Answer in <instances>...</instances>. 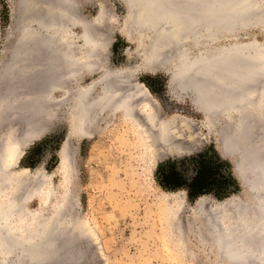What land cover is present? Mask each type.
Wrapping results in <instances>:
<instances>
[{
	"label": "rangeland",
	"instance_id": "obj_1",
	"mask_svg": "<svg viewBox=\"0 0 264 264\" xmlns=\"http://www.w3.org/2000/svg\"><path fill=\"white\" fill-rule=\"evenodd\" d=\"M28 1L33 7L41 8L40 0H0V86L11 51L21 36L22 31L18 28L23 14L33 13L28 9L32 7ZM75 1V8L88 20H94L104 6L105 18L109 15V20L108 17L106 21L104 19V26H101L107 65L114 69L139 68L136 78L149 88L163 117L190 119L196 123L199 148L193 146L176 155L149 160L143 156L141 148L132 145L133 138L126 137L118 122L92 138H68L66 102L56 106V110L50 112L51 117L45 115L46 111L32 116L40 123L26 130L21 119L11 120L8 115L5 126L0 125V169L4 168L8 174L7 186H10L4 199L19 191L17 184L23 177L27 178L24 182L29 188L39 183L36 174L40 173L44 178L39 184L42 192L35 193L26 202L29 213L15 218L12 224L27 230L38 223L41 229L53 221L49 216L58 213L66 226L72 224L71 228L68 226L69 232L75 229L73 224L77 225L78 233L84 228L85 234H71L70 241L76 243L65 245L55 261H49L51 264H58L61 259L68 262L63 254L69 250L73 254L80 252L75 258L76 264H237L236 260H227L226 256L216 252L206 216L196 214L201 196L211 201L200 207L207 213H211L208 208L213 204L228 198L252 203V192L244 191L246 187L234 174V164L225 156L218 138L219 131L231 127L236 116L223 112L214 117L213 123L206 122L203 113L194 108L190 93L172 83L170 73L183 55L196 56L206 48L226 46L235 41L264 43V24L259 22L242 27L234 35L220 30L215 39L185 38L178 46L171 47L170 50L175 52L161 68L152 70L145 66V56L155 29L145 30L142 35L140 29L133 27L131 0ZM150 7L154 8L153 4ZM31 26L36 28L34 23ZM73 31L81 33L79 27ZM100 74L86 76L82 83L87 84ZM54 91L55 96H60L59 91ZM33 132L38 135L30 138ZM13 142L21 146H18L19 156ZM199 175L200 192L192 189ZM233 208L231 205L230 211L223 212L230 214ZM176 227H180L182 236L175 231Z\"/></svg>",
	"mask_w": 264,
	"mask_h": 264
},
{
	"label": "bare ground",
	"instance_id": "obj_2",
	"mask_svg": "<svg viewBox=\"0 0 264 264\" xmlns=\"http://www.w3.org/2000/svg\"><path fill=\"white\" fill-rule=\"evenodd\" d=\"M75 2L40 0L39 3L46 5L44 7L40 4L41 8L28 3L32 6L28 9L33 13L25 15L27 12H24L18 28L22 31L21 36L2 73L4 81L0 87H4L0 90V125L5 126L9 115L11 120L21 119L25 130L27 127H36L40 122L32 119V116L46 111L45 115L50 114L51 117L50 112H54L60 103L66 102L68 138H92L118 122L127 134L126 137L133 138L132 145L141 148L143 156L149 160H159L179 154L187 148L190 150L193 146L198 147L200 136L196 123L190 119L163 117L149 88L139 83L135 76L139 68L114 69L107 65L105 35L101 26L104 19L106 21L108 17L109 20V15L106 14L105 18L104 6H101L94 20H88L75 8ZM171 3L172 0L168 5ZM175 4L179 6L176 15L182 12L181 9L185 11L182 12V23L177 24L179 32L184 30L185 33L175 40L163 31L164 26L159 28L161 33L153 26L155 34L149 39L148 54L145 56L148 69L161 68L174 54L175 51L169 49L177 45L180 38L204 39V35L200 34L204 31L203 27L197 25L198 0H175ZM246 4L249 5L248 14L240 15L243 22H235L230 29L222 30L234 35L242 27H250L259 22L264 24V0H246ZM150 6L152 3L148 6L146 4L147 9ZM188 7L192 11L187 10ZM31 22L35 24V29L31 28ZM75 27L81 29L80 34L73 31ZM209 37L215 39L217 36ZM238 46H246V49L241 50L239 56L230 58L231 63L224 65L223 70L213 72L215 76L213 74L208 79L199 80L180 73V69L193 60ZM99 72L101 74L89 83H82L86 76ZM170 79L180 89L190 93L192 104L203 113L206 122L213 123L214 117L223 112L236 116L231 127L219 131L218 138L226 152L225 156L230 157L235 166L240 184L252 192V203L250 205L245 201L236 202L234 198H228L209 207V214L200 207L211 201L201 196L196 214L206 216L204 218L216 252L226 256L227 260H236L237 264H264V43L254 40L247 43L235 41L226 46L206 48L196 56L183 55L179 65L170 73ZM54 90L59 91L60 96H55ZM36 135L38 133L33 132L30 138ZM17 143L14 145L19 156L21 150L18 146H21ZM37 175L38 185L32 184L29 188L27 182H24L27 178L22 176L17 184L19 191L4 199L5 191L10 187L7 186L9 178L5 169H0V264H8L13 259L10 264H47L52 259L55 261L65 245L73 246L76 243L70 241L69 237L73 233L75 236L77 225L73 224L75 229L72 228L70 233L69 225L66 226V221L58 213L49 216L53 221L41 229L38 223L27 230L12 224L15 218L29 213L27 200L35 193L42 192L39 184L44 178L40 173ZM231 205L234 210L230 214L224 213L231 210ZM179 228L176 227L175 231L182 236L183 232ZM84 231L83 228L79 233L85 234ZM70 251L63 254L68 262L62 259L57 262L61 257L56 262L76 264L75 258L80 252L73 254Z\"/></svg>",
	"mask_w": 264,
	"mask_h": 264
},
{
	"label": "water",
	"instance_id": "obj_3",
	"mask_svg": "<svg viewBox=\"0 0 264 264\" xmlns=\"http://www.w3.org/2000/svg\"><path fill=\"white\" fill-rule=\"evenodd\" d=\"M137 1L139 2V5L137 4ZM237 1L238 0H198L197 12L199 15L197 16V25L199 24L202 26L204 30L201 31V33L198 31V33L204 35L202 36L203 38H206L215 35L222 29H230L235 22L241 21L240 15L246 13L248 14L249 5L246 4V0H240L241 2L236 3ZM146 2L147 0H131L129 2L132 10L131 23L134 28L136 27L142 31L140 34H143L145 30L152 29L154 27H156L157 31L161 33L162 31L159 30L161 26H164L165 28L163 31L167 32L170 37L175 40L179 38L180 34L182 35V33H185L184 30L179 32V25L177 27V24L182 23V12L185 13V11L181 9L182 12L179 15L175 14L176 10L179 9V6H176L175 4V0H172L170 6L168 5L170 0H150L148 3L154 4V8L152 10L146 8ZM187 10H191V8L188 7ZM191 11H189V13H191ZM150 12H153V14L151 15ZM170 14H174L175 17H172ZM172 31L174 32L172 33ZM185 38L187 37L180 38L178 42L180 43ZM177 45H173V47ZM245 47L246 46H238L231 49H225L216 54H210L207 57L193 60L184 65L180 69V73L191 75L189 78L199 80L208 79V77H210L209 75H216L213 72H216L218 69L223 70L224 65L228 66V64L231 63L230 58L239 56L242 52L241 50L246 49ZM219 78L222 79L221 76H219ZM169 82L170 79L168 84ZM187 83L188 82L185 83L186 86H188ZM233 170L236 175L235 166L233 167ZM244 191L247 194L249 193L247 188L244 189Z\"/></svg>",
	"mask_w": 264,
	"mask_h": 264
},
{
	"label": "trees",
	"instance_id": "obj_4",
	"mask_svg": "<svg viewBox=\"0 0 264 264\" xmlns=\"http://www.w3.org/2000/svg\"><path fill=\"white\" fill-rule=\"evenodd\" d=\"M200 180H201V175L197 176V178L195 179V181L193 182L192 184V189H194L195 191H201V188H200Z\"/></svg>",
	"mask_w": 264,
	"mask_h": 264
}]
</instances>
